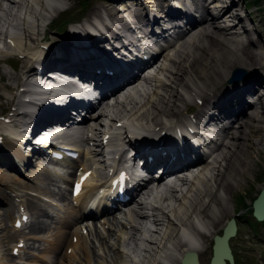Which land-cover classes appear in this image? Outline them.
I'll list each match as a JSON object with an SVG mask.
<instances>
[{"label":"bare ground","instance_id":"obj_1","mask_svg":"<svg viewBox=\"0 0 264 264\" xmlns=\"http://www.w3.org/2000/svg\"><path fill=\"white\" fill-rule=\"evenodd\" d=\"M242 4L236 0H0V42L5 48L0 50V64L13 68L0 67V117L4 116L0 166L19 168L22 163L32 182L0 170V184L48 193L52 179L43 167L46 155L34 149L30 130L61 126V137L68 140L64 144L93 157L76 165L77 178L81 172L89 175L82 191L73 197L57 194L75 203V209L66 210L59 220L64 227H73L84 216L110 213L109 204L123 205L114 194L121 188L127 196L121 241L124 246L132 244L131 253L139 257L136 261L118 250L109 255L113 262L181 264L183 256L193 252L197 264H209L214 236L234 215L229 200L249 186L250 175L257 180L254 157L264 161L263 23L253 18L262 10L251 12ZM9 21H14L18 33L9 35ZM10 50L18 54L9 55ZM153 66L154 72L144 75ZM240 72L244 75L235 77ZM31 77L37 92L29 104L34 110L29 112L19 107ZM107 95L115 98L112 103ZM103 118L109 121L107 130L101 128ZM3 131L32 151L20 149ZM116 144L122 146L106 163L103 149ZM37 158L40 164L35 167L32 159ZM190 168H198L192 178L186 172ZM183 172L178 180L186 186L184 192L173 182L164 193L158 189L165 176ZM0 197L6 198L1 188ZM35 203L31 198L25 206L34 214H47ZM23 204H17L21 221L26 214ZM13 206L10 202L7 216ZM26 226L33 233L41 229L35 223ZM14 230L20 234V229ZM184 230L194 235L197 244ZM71 231L53 233L46 248L59 251L68 246L72 248L68 258L81 264L76 256L80 252L84 264H91L93 250L87 247L84 231ZM21 238L17 242L26 247L42 239L36 234ZM98 241L104 244L101 237ZM38 259L46 261L42 256ZM0 264H4L1 257Z\"/></svg>","mask_w":264,"mask_h":264},{"label":"rangeland","instance_id":"obj_2","mask_svg":"<svg viewBox=\"0 0 264 264\" xmlns=\"http://www.w3.org/2000/svg\"><path fill=\"white\" fill-rule=\"evenodd\" d=\"M208 2H214V0H207ZM239 5H243L244 2L248 9L251 12H255L256 9L261 8L262 11L255 12L254 21L255 23H263L261 30V39L260 45L263 47L260 49L264 51V0H236ZM86 3V2H85ZM234 9V8H233ZM235 11V9H234ZM247 22V18H245ZM252 21V20H251ZM256 37L257 35L254 34ZM264 60L262 61V63ZM0 67L7 71H13V68L6 64L1 63ZM155 66L149 71L153 72ZM145 72L144 74L148 73ZM160 78L164 76L162 74L158 75ZM3 82H0V85ZM147 86V87H146ZM144 87L148 88L149 85ZM154 88V86H151ZM3 89L0 87V92ZM251 99H255V95ZM196 103H198L196 101ZM107 119H101L103 125L102 130H105L104 123ZM5 132V131H3ZM9 135H12L11 132L7 131ZM264 152V151H263ZM254 156V153H252ZM264 157V153L262 154ZM39 159H32L33 166L40 164ZM254 161L257 167V180H253L255 177L252 175L249 176V186H244L242 189L237 191V194L229 200V206L234 207V215L238 225V232L234 238L231 239V247L235 255V264H264V239L262 238V232L264 231V222H256L248 210L251 204L252 199L258 194L261 188V180L264 177V161L254 157ZM80 162H91L89 157L81 155ZM19 168H10L7 166H0V170H4L9 175L14 176L24 182L31 183V180L28 175V170L23 165H19ZM46 164L51 166L50 169L46 167ZM43 167L49 173L50 178L52 179V184L49 186V192H42L39 190H31L28 188L19 187L16 185L8 187L5 184H0L1 191L4 193L6 198L0 197V257L1 261L4 264H78L77 260L74 258H68L71 254L72 248L68 246H63L59 251H52L46 247L49 246V242L53 239V233L58 230H75L82 229L84 231V237L86 238L87 247L90 250H93V255H91V264H118L113 262L110 258V253L118 252L122 249L121 240H123L124 231L123 224H126V216L123 213L124 206H121L114 211L106 214H98L95 218L88 219L82 218L71 228H66L63 224L60 223L65 216V211L68 210L72 212L74 204L69 199H60L58 197L59 192L65 193L67 196L69 194V184H67L66 179L72 177L70 163L60 161L57 163H46L43 161ZM244 185V184H243ZM186 186L182 187V190H185ZM27 192L26 195H23ZM41 192V193H40ZM179 195L180 192L178 191ZM23 195V196H20ZM33 199L40 208L45 209L46 213L34 214V211L30 210L26 205V202L29 199ZM19 201H23V208L27 210V214L30 218V223H35L41 226V229L36 232H32L29 227L21 229L20 234H14L16 230L13 228L14 218L19 215L17 204ZM15 203L13 206V213L11 216L6 215V210L9 203ZM53 202L55 204H51ZM35 203V204H36ZM28 208V209H27ZM109 218V219H108ZM231 218V217H230ZM229 218V219H230ZM229 219H225L222 223L224 225ZM109 227V230L107 229ZM86 229V230H85ZM71 231V232H72ZM221 231V230H220ZM41 240L34 241V244L26 247V244L22 242L23 248L17 250L18 240H22L21 236L26 237L30 235H35ZM124 236V237H123ZM9 237H14L13 240H9ZM99 237L102 238L104 244L98 241ZM123 237V238H122ZM30 242V241H29ZM110 252L108 250V247ZM78 252L76 256L81 260V264H84L82 257ZM67 255V256H66ZM33 256H37L33 257ZM38 256H42L46 261H41L38 259Z\"/></svg>","mask_w":264,"mask_h":264},{"label":"water","instance_id":"obj_3","mask_svg":"<svg viewBox=\"0 0 264 264\" xmlns=\"http://www.w3.org/2000/svg\"><path fill=\"white\" fill-rule=\"evenodd\" d=\"M253 215L257 220H262L264 218V180L258 197L253 201ZM235 231V222L234 219L231 218L224 227L223 236L214 237L215 245L213 247L214 251L211 264H224L223 258H227L230 263L233 262L232 255L228 247V239L235 234ZM188 256H192L193 260L196 258L195 254L186 255V257Z\"/></svg>","mask_w":264,"mask_h":264}]
</instances>
